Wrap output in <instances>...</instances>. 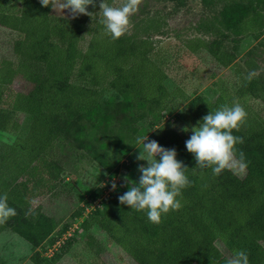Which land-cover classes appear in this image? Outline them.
<instances>
[{
  "label": "trees",
  "instance_id": "1",
  "mask_svg": "<svg viewBox=\"0 0 264 264\" xmlns=\"http://www.w3.org/2000/svg\"><path fill=\"white\" fill-rule=\"evenodd\" d=\"M53 1L49 6L40 0L0 1V28L16 34L11 57L0 58V131L19 130L18 112L28 118L23 134L10 142L0 140V194L7 193L9 206L16 210L15 216L0 224V231L9 229L23 239L33 249L29 255L33 264H47L36 248L46 251L77 218L80 221L74 232L48 258L64 253L76 232L86 237L90 251L99 254L102 244L87 233L96 227L135 264H225L235 250L246 251L249 264H264V120L250 114L239 131L232 132L243 137V143L235 145L236 159L243 152L247 162L243 176L231 169L219 175H213L211 168L201 169L185 141L165 127L157 142L175 148L176 159L188 167L190 185L177 197L181 202L178 210L163 214L159 223L150 222L146 211L120 204L118 197L131 187L124 185L100 206L86 212V206L77 207L69 224L50 237L53 218L38 204L32 207L29 198L38 188H50L49 183L58 177L61 167L52 149L61 146L59 142L85 151L115 174L119 152L134 142L136 123L145 119L149 127L156 126L165 118L170 101L182 104L199 122L210 111L235 100L223 89L207 88L193 96L176 87L167 90L164 72L149 57L152 41L126 35L114 40L100 20L82 49L79 40L89 15L57 16L52 12ZM95 3V7L87 6L89 12L99 7V0ZM263 25L264 0H224L218 26L203 27L212 38L196 37L188 47L205 49L226 67L234 60L240 37H257ZM227 39L229 49L224 46ZM14 80L25 89L11 90ZM244 85L247 93L264 104V76L246 79ZM107 89L111 94L107 102L101 101ZM102 112L117 125L112 132L116 155L111 159L102 151L106 142L98 146L90 142L85 124ZM60 121H65L61 128ZM216 241L227 254L221 253Z\"/></svg>",
  "mask_w": 264,
  "mask_h": 264
},
{
  "label": "rangeland",
  "instance_id": "2",
  "mask_svg": "<svg viewBox=\"0 0 264 264\" xmlns=\"http://www.w3.org/2000/svg\"><path fill=\"white\" fill-rule=\"evenodd\" d=\"M6 4L7 0H0ZM107 3L119 6L121 0H106ZM224 0H142L138 11L130 17L133 25L124 35L133 38L148 37L152 41L149 57L162 69L165 74L167 90L178 88L185 95L201 94L204 89H223L230 93L239 102L247 114L254 115L264 120V104L247 93L245 81L250 72L264 76V25L257 37L246 35L240 37L237 44L234 60L226 67L220 66L212 56L203 48L191 50L189 41L199 37L210 40L212 35L203 31L204 26H218V16ZM52 12L61 17L70 18L67 9L61 10L60 0H54ZM101 10L96 8L86 22L85 31L82 33L79 45L85 48L88 38L93 34L95 22L101 20ZM100 22V21H99ZM104 28V27H103ZM16 36L14 32L0 28V58L11 57V41ZM230 41H224V46L229 49ZM254 76V77H256ZM11 90L25 89L19 80L12 81ZM110 90H105L100 100L107 102ZM165 118L159 124L149 127L146 120L136 123L134 142L128 149L119 152V161L116 164L115 174L107 172L98 163L91 159L85 151L70 146L62 141L54 146L52 155L59 160L61 171L58 177L49 183L50 188H38L36 193L29 198L33 207L39 205L42 212L53 218L55 225L50 237L57 235L63 226L73 219L70 214L80 206H100L104 199L112 192L120 191L124 185L131 186L138 182L141 173L138 165L146 161L138 160L141 145L138 138L148 136L149 140L158 141L164 136L167 127L186 141L192 134V128L198 126L194 119L175 100L167 103ZM15 117L20 123L16 132H1L0 140L10 142L15 135L26 131L28 118L23 113H16ZM65 121L57 125L61 128ZM89 130V140L95 146L106 142L103 153L107 158H113L115 147L112 143L113 133L117 125L106 113L99 114L97 119L85 121ZM187 128V131L183 129ZM124 141V140H123ZM125 142V141H124ZM147 142V141H145ZM237 176L244 174V169L238 165L230 168ZM115 182L116 188L111 184ZM88 202V205L85 203ZM90 206V208H89ZM95 206V205H94ZM86 212V210H84ZM80 220H72L69 227L73 232ZM57 239H62L71 234L70 228ZM72 232V233H73ZM97 241L103 246V251L94 254L86 245V237L76 232L75 240L65 246V251L56 258H48L56 250L59 243L48 251H40L45 256L47 264H135L119 247L108 241L105 234L96 227L88 229ZM216 246L223 255L227 254L223 245L216 241ZM33 249L19 236L9 229L0 231V264H33L29 255Z\"/></svg>",
  "mask_w": 264,
  "mask_h": 264
},
{
  "label": "clouds",
  "instance_id": "3",
  "mask_svg": "<svg viewBox=\"0 0 264 264\" xmlns=\"http://www.w3.org/2000/svg\"><path fill=\"white\" fill-rule=\"evenodd\" d=\"M40 2L43 6H49L50 0ZM141 2L142 0H121L119 6H114L106 0H99L102 16L100 23L104 26L105 33L115 40L128 32L133 26L130 17L138 11ZM89 5L95 7V0H60L61 10L67 9L72 17L80 14L91 16V12L87 10ZM256 75L258 73L252 71L248 79ZM246 118V110L237 101H233L231 105L223 104L204 115L198 126L192 128L190 138L185 141L186 149L194 155L196 165L201 169L211 168L213 175H219L223 170L236 165L241 169L246 168L243 152L236 159L235 145L243 143V137L232 134L234 129L239 131ZM137 143L141 145L137 159L146 161V164L138 165L141 173L138 182L133 183L118 200L120 204L137 211H146L150 222L159 223L163 214L181 207L177 197L181 196L182 189L190 185L186 175L188 167L176 159L175 148L162 147L156 140H149L147 135L138 138ZM111 187L115 190L114 181ZM7 201V193L0 194V224L16 215V210ZM225 264H249L248 255L244 250H235L231 257L226 258Z\"/></svg>",
  "mask_w": 264,
  "mask_h": 264
},
{
  "label": "built area",
  "instance_id": "4",
  "mask_svg": "<svg viewBox=\"0 0 264 264\" xmlns=\"http://www.w3.org/2000/svg\"><path fill=\"white\" fill-rule=\"evenodd\" d=\"M94 205L97 206L96 204H94ZM94 205H93V206H94ZM89 208H90V206H89ZM84 209H85L86 211H88V210H87L88 207H85ZM69 228H70V230H72V231H71V234H72L73 229H72V227H69ZM69 228H68V229H69ZM75 228H76V227H75ZM67 231H68V230H66V232H67ZM71 234H69V235H71ZM56 242L59 243L58 240H55V241H54V242H53V243H52V244L46 249V251H48V249L50 250L51 248H53Z\"/></svg>",
  "mask_w": 264,
  "mask_h": 264
}]
</instances>
